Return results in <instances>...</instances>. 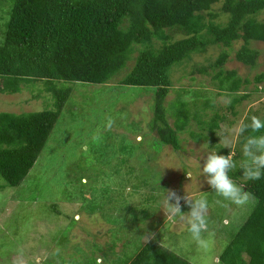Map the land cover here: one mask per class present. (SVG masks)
<instances>
[{"label":"rangeland","instance_id":"1","mask_svg":"<svg viewBox=\"0 0 264 264\" xmlns=\"http://www.w3.org/2000/svg\"><path fill=\"white\" fill-rule=\"evenodd\" d=\"M10 4L0 0V41ZM221 5L222 1L214 4V11L220 13ZM258 17L264 19V11ZM166 31L170 41L185 36L180 29ZM243 44L242 39L229 47L212 44L170 70L173 87L165 99V105L172 107L168 121L174 126V108L189 115L179 133V149L160 142L152 129L153 88L121 83L133 68L137 51L106 83L65 82L71 93L29 174L18 186H9L0 175V264H14L18 257L23 264H97L98 258L100 264H131L150 241L144 242L147 233H155L151 240L194 264H223L221 253L256 199L250 193L244 206L224 201L200 176L199 164L202 171L207 154L216 151L231 156L236 167L230 171L238 172L245 159L246 135L236 129L250 124L253 116H264L262 84L242 88L239 95L249 96L231 109L234 94L219 89L213 78L220 68L235 69L238 76L251 79L264 70V42L251 44L259 51L255 66L236 58ZM224 51L228 59L221 67L214 66ZM199 66L211 68L208 73H191ZM53 106L42 80L23 82L16 93L0 90V111L22 113ZM215 114L221 116L220 128L211 131ZM191 132L203 137L198 141ZM225 137L231 140L230 149L222 143ZM239 180L233 181L243 189L245 179ZM167 189L182 197L187 193L207 198L208 227L203 236L212 243L209 253L198 249L186 223L165 215ZM181 211H190L183 200ZM56 249L59 254L53 255Z\"/></svg>","mask_w":264,"mask_h":264},{"label":"trees","instance_id":"2","mask_svg":"<svg viewBox=\"0 0 264 264\" xmlns=\"http://www.w3.org/2000/svg\"><path fill=\"white\" fill-rule=\"evenodd\" d=\"M9 1V18L0 41V90L16 93L23 82L42 80L54 105L22 113L0 111V175L9 186L22 183L44 149L71 93L65 82L106 83L137 51L135 64L121 83L153 88L152 129L160 142L179 149V133L186 128L189 115L174 108V126L167 118L172 107L165 105V99L173 87V66L212 44L229 47L239 39L244 44L236 58L255 66L259 51L251 44L264 42V19L258 17L264 11V0ZM220 1L221 12H215L214 4ZM171 28L182 30L185 36L170 41L166 29ZM227 59L224 51L213 65L221 67ZM210 68L195 67L191 73H208ZM213 76L219 89L234 94L231 109L249 96L239 92L251 83L262 84L264 92V70L253 79L223 68ZM220 118L213 115L211 131L220 128ZM191 134L198 141L203 137L201 133ZM245 135L246 139L264 135V129L253 133L249 128ZM228 174L238 182L243 177L241 169ZM242 184L256 204L219 261L264 264V176L243 180ZM131 264L194 263L150 240L137 251Z\"/></svg>","mask_w":264,"mask_h":264},{"label":"clouds","instance_id":"3","mask_svg":"<svg viewBox=\"0 0 264 264\" xmlns=\"http://www.w3.org/2000/svg\"><path fill=\"white\" fill-rule=\"evenodd\" d=\"M251 129L253 133L260 132L264 129V121L256 116L251 118L250 124H240L236 132L243 134L246 130ZM224 147L230 149L231 140L227 137L223 138ZM245 159L240 164L242 175L245 180H259L264 176V135H250L242 148ZM236 165L229 155H218L216 151L207 154L204 160L202 171L200 168V176L206 178V183L214 190L217 196L222 197L224 201H229L237 206H244L250 200V193L239 187L229 176V171ZM189 177L190 175L187 174ZM181 200L190 208L185 213L181 211ZM170 201H175L171 203ZM221 203V201H217ZM209 204L206 197L193 198L186 193L183 197L177 195L174 190L167 189L164 192L163 211L165 215L171 218H179L186 223L187 230L195 241L198 249L207 254L211 251L212 243L210 239L203 236L208 227ZM155 233H147L144 236V242L154 239ZM59 249L54 250L53 255L59 254ZM98 258L97 264H100ZM14 264H23L22 257H18Z\"/></svg>","mask_w":264,"mask_h":264}]
</instances>
